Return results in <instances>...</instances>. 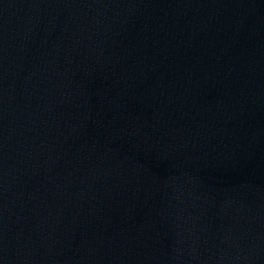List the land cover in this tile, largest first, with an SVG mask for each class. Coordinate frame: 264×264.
<instances>
[{
	"label": "water",
	"instance_id": "obj_1",
	"mask_svg": "<svg viewBox=\"0 0 264 264\" xmlns=\"http://www.w3.org/2000/svg\"><path fill=\"white\" fill-rule=\"evenodd\" d=\"M0 264H264V0H0Z\"/></svg>",
	"mask_w": 264,
	"mask_h": 264
}]
</instances>
